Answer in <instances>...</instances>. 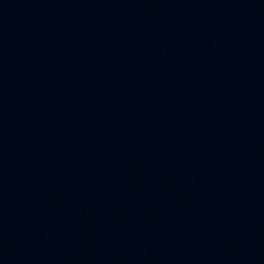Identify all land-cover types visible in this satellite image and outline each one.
<instances>
[{
  "label": "water",
  "instance_id": "obj_1",
  "mask_svg": "<svg viewBox=\"0 0 264 264\" xmlns=\"http://www.w3.org/2000/svg\"><path fill=\"white\" fill-rule=\"evenodd\" d=\"M0 264H264V0H0Z\"/></svg>",
  "mask_w": 264,
  "mask_h": 264
}]
</instances>
